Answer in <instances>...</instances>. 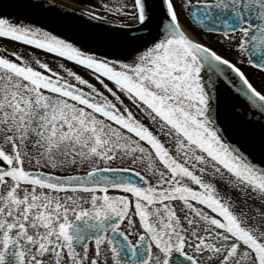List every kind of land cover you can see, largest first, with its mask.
I'll list each match as a JSON object with an SVG mask.
<instances>
[{"label": "snow or ice", "instance_id": "snow-or-ice-1", "mask_svg": "<svg viewBox=\"0 0 264 264\" xmlns=\"http://www.w3.org/2000/svg\"><path fill=\"white\" fill-rule=\"evenodd\" d=\"M114 11L149 30L122 33L113 59L0 15V38L100 85L0 52V264H264V167L220 126L264 138V85L244 71L264 73V0ZM221 86L234 89L230 110Z\"/></svg>", "mask_w": 264, "mask_h": 264}, {"label": "water", "instance_id": "water-1", "mask_svg": "<svg viewBox=\"0 0 264 264\" xmlns=\"http://www.w3.org/2000/svg\"><path fill=\"white\" fill-rule=\"evenodd\" d=\"M33 3L42 7H31ZM0 15L13 22L24 20L27 25L49 31L89 54L109 59L122 55L119 39L122 33L142 36L149 30L135 31L124 25L103 22L50 0H0ZM234 102V89L229 91L221 86L219 107L230 110L228 106ZM220 126L230 143L238 146L257 167H264V138L258 127L232 119L221 122Z\"/></svg>", "mask_w": 264, "mask_h": 264}, {"label": "rangeland", "instance_id": "rangeland-1", "mask_svg": "<svg viewBox=\"0 0 264 264\" xmlns=\"http://www.w3.org/2000/svg\"><path fill=\"white\" fill-rule=\"evenodd\" d=\"M63 1L78 6L82 10L85 9L84 11H86L87 13L93 11L92 13H94L95 16H101L103 17L104 20L115 23L127 24V21L122 20L121 16L115 14L114 11L115 8L120 7L121 5H126L128 10L131 11V0H109L110 5L107 4V0H63ZM105 5H107L108 8H112L113 11L109 12L108 10H106ZM206 39H207L206 41L209 44H211L215 49H217L218 51H224L222 46L217 43L215 36H206ZM12 50H15L18 54L24 56L25 58L36 57L40 59L42 62H47L54 70L60 72L61 74H64V72L63 69L59 68V65L64 64L67 68L77 71L79 74L89 79L90 82H92L95 86L100 88L98 82L91 77V74L87 70L73 65L72 62L62 60L48 53H44L40 50L32 49L28 46L20 45L16 42H10L7 41L6 39L1 38L0 52H4L5 54H7ZM244 71L250 78V82H252L253 85L258 88V90L261 88L262 85H264V74L252 69L251 67H246ZM145 123H147V121H145ZM220 187L222 191L225 190L227 191V189H225L223 185H221Z\"/></svg>", "mask_w": 264, "mask_h": 264}, {"label": "bare ground", "instance_id": "bare-ground-1", "mask_svg": "<svg viewBox=\"0 0 264 264\" xmlns=\"http://www.w3.org/2000/svg\"><path fill=\"white\" fill-rule=\"evenodd\" d=\"M17 20H18V21H21L20 19H17ZM22 21H23V23H24V24H26V25L28 24V23H27V22H25L24 20H22Z\"/></svg>", "mask_w": 264, "mask_h": 264}, {"label": "flooded vegetation", "instance_id": "flooded-vegetation-1", "mask_svg": "<svg viewBox=\"0 0 264 264\" xmlns=\"http://www.w3.org/2000/svg\"><path fill=\"white\" fill-rule=\"evenodd\" d=\"M107 3H110V1L109 0H107ZM1 39V38H0ZM127 103V102H126ZM226 191V190H225Z\"/></svg>", "mask_w": 264, "mask_h": 264}]
</instances>
